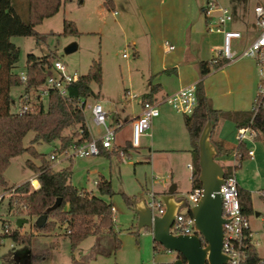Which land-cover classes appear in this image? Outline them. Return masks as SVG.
<instances>
[{
	"label": "rangeland",
	"instance_id": "374dc122",
	"mask_svg": "<svg viewBox=\"0 0 264 264\" xmlns=\"http://www.w3.org/2000/svg\"><path fill=\"white\" fill-rule=\"evenodd\" d=\"M221 5L230 9L232 21L227 25L229 29L240 30L242 38L234 40V48L242 52L257 38L260 27L257 22L255 8L263 0H219ZM114 7H107L105 0H70L63 3L60 11L50 18H46L36 26L39 33L47 34L45 41H37L32 36H13L12 42L21 49L20 58L14 72L26 70L29 54L42 57L53 54L56 59L64 62L70 73L77 72L84 75L88 72L94 59L102 63L103 85L92 83L96 96L88 97L89 103L102 101L105 110L110 106L112 116L131 118L138 112L139 101L149 89L148 82L152 81V74L163 62L179 61L185 53L186 63L195 61L200 77L202 60H216L215 51L222 46V33L211 32L206 26L205 16L200 6L196 4L187 18L179 22L180 29L176 34L162 30L157 35L156 23L152 21V11H148L141 0H114ZM204 10V9H203ZM22 15H27L26 8ZM68 19L77 24L79 35H64V21ZM194 24L190 41L185 40L188 28ZM182 29V30H181ZM154 39V40H153ZM174 44L176 49L165 52V41ZM154 41L159 66L154 65L151 42ZM136 42L137 45L134 43ZM76 45V49L67 52V49ZM136 51L140 54L136 56ZM126 54V55H125ZM191 59V60H190ZM180 62V61H179ZM182 64V63H181ZM184 65V64H183ZM185 66V65H184ZM210 75L204 76V85L207 96L212 105L222 110L252 109L260 80L257 66L249 67L246 58L235 60L226 69L218 70L211 67ZM172 85L177 84L175 74H165ZM171 77V78H169ZM194 75H191V79ZM130 91L128 93L127 91ZM24 89L13 87L11 94L15 99L12 111L17 112ZM47 105V98L43 99ZM112 102V103H111ZM161 116L152 121L149 133L152 137H142V146L145 139H154L160 149L150 152L148 147L130 149L127 157L121 153L92 155L88 157L67 158L65 153L56 152L59 142L36 144L42 157H34L28 152L11 159L10 165L4 172L5 180L9 185H19L36 175L27 165L32 160L36 165L43 163V158L52 163L54 169L61 170L73 160V174L71 184L79 189L94 192L95 195L111 201L116 208L115 231L121 240V248L115 252V243L111 235L92 236L84 240L73 252L70 238L67 235L66 224L57 220L52 231L37 230L38 217H25L27 221L20 228L22 233H34L31 245L16 244L10 237H5L0 243V264H173L178 256L177 252L159 247L154 249V235L150 229H139L137 215L130 206L132 200L140 201L146 198L147 189H154L153 181L163 179L164 183L172 182L169 178L174 172V180L179 183V195H187L192 188L191 171L188 168L190 154L176 151L182 146H192L186 127L184 115L176 112L169 104L160 105ZM86 121L90 123L94 135H100L103 127L93 121L89 109L85 111ZM111 116V117H112ZM67 130L66 133H69ZM237 129H229L228 137L232 144H238ZM36 135L29 131L24 137L25 147L30 146ZM123 137V134H120ZM246 148H254L256 159L247 157L241 161L242 167L237 168L236 175L240 186L252 193L254 213L250 216L254 238L260 255L264 257V136L258 135L257 140L245 142ZM175 149V150H174ZM113 150V149H109ZM235 152V151H234ZM233 152V154H234ZM56 154L54 160L51 155ZM130 154V155H129ZM232 153L217 156L216 160L229 172L233 171ZM102 178L111 180L114 195L100 194L95 181ZM173 181L171 185L176 184ZM5 198L0 203V215L5 219L10 230L16 228L21 216L14 211L9 212L8 201L10 192L1 189ZM130 197L128 204L123 196ZM186 212L187 209L183 208ZM259 212L260 215H256ZM57 219V218H56ZM2 221H0V231Z\"/></svg>",
	"mask_w": 264,
	"mask_h": 264
},
{
	"label": "trees",
	"instance_id": "16d2710c",
	"mask_svg": "<svg viewBox=\"0 0 264 264\" xmlns=\"http://www.w3.org/2000/svg\"><path fill=\"white\" fill-rule=\"evenodd\" d=\"M70 0H0V190H11L14 194L8 201L9 212L14 211L21 218L39 217L48 214V220L43 226L36 225L37 230L52 231L57 220L66 224L67 235L70 238L71 248L74 252L80 244L91 236L111 235L115 243V252L121 248V240L115 231L113 203L97 196L92 191L79 189L71 184L73 174V160L61 169H54L50 161L43 158L42 165H36L32 160L27 165L38 174L41 188L31 190L29 181L19 185H9L5 180L4 172L10 165L11 159L17 155L28 152L34 157H42L37 150L36 144L59 142L56 152H64L73 144L89 141L92 138L88 128L84 110L78 106L79 98L96 96L92 89V83H97L100 88L103 85L102 63L94 59L88 72L81 75L80 79L69 86V96L62 97L52 90L47 98V105L40 100L33 112L19 113L12 111L15 101L11 94L13 87H22L25 91L38 88L46 82L47 69L56 59L53 54L39 57L29 54L26 62L27 80L24 82L21 75L14 72V67L19 61L21 49L15 45L13 36H32L37 41H45L47 34L39 33L36 26L46 18H50L60 11L63 3ZM264 2V0H263ZM107 7H114L113 0H105ZM27 10V15H22V10ZM64 35H79L80 32L74 21H64ZM230 61L219 57L218 61L201 62V75L206 76L211 72V66L218 69ZM165 72H169L166 69ZM158 86H153L150 93L144 95L143 103L155 102L154 94ZM197 103L191 114H184L185 126L192 142L193 171L192 188L202 187L199 181V147L198 141L206 126L211 120L216 125L219 120H231L236 127L250 126L257 132L259 137L264 136V98L257 112L250 110H221L215 109L211 99L205 91L204 80L196 84ZM70 130L69 133H66ZM29 131H35L36 135L30 146L25 147L23 140ZM99 154L110 156L112 153L119 154L124 150L128 152L133 148L131 141L124 146L115 147L113 150L105 148L99 143ZM218 156L223 152H229L217 145ZM247 151L246 145H238L234 150ZM240 168V167H236ZM98 190L102 195L112 197L114 195L112 182L106 178L98 181ZM126 202L130 204V197L123 194ZM239 196L242 211L251 216L254 213L252 193L244 187H239ZM61 198V204L52 210L51 206ZM192 215L191 213H189ZM57 218V219H56ZM2 229L0 231V243L5 237H10L16 244L31 245L34 233H22L16 227L9 232H4L5 219L0 215ZM161 244L155 242L154 249L157 251ZM247 264H264V257L260 255L257 247L249 245Z\"/></svg>",
	"mask_w": 264,
	"mask_h": 264
},
{
	"label": "built area",
	"instance_id": "2783aa9c",
	"mask_svg": "<svg viewBox=\"0 0 264 264\" xmlns=\"http://www.w3.org/2000/svg\"><path fill=\"white\" fill-rule=\"evenodd\" d=\"M203 9L204 14L209 19L208 29L211 32L214 31L223 34L222 46L215 51L216 53L214 56L216 60H214V62L211 61V64L214 65L219 57H224L229 61H235L240 58H252L256 62L260 80L257 85V93L252 109L257 112L264 98V2L258 4L255 8L257 22L260 27L259 35L242 52L238 51L233 46L234 40L242 38V32L227 28V25L233 19L230 9L221 5L218 0H206ZM169 49H174V46L169 45ZM20 75L21 79L25 82L27 80L26 73L21 72ZM80 77L81 75L77 72L70 73L62 60L58 58L55 59L52 66L47 69L46 82L38 88H33L28 91L24 90L23 94L20 96L21 103L17 112L26 113L35 111L37 103L44 98H48L52 90L56 91L62 97H68L70 93L69 86L76 83ZM162 103L169 104L179 113L191 114L197 103L196 85L182 87L167 97L155 102H144L140 115L132 122L131 143L133 147H140L142 137L150 134L149 130L153 119L161 115L160 105ZM77 104L84 112L86 109H89L92 113L94 123L99 127H103V130L99 138L92 136L89 141L73 144L69 149L64 151L66 157L75 158L98 155L100 152L99 143H102L107 149H114L117 147V130L122 127V125L120 123L117 126L109 124L108 112L105 110L103 103L100 100L89 103L87 99L79 98ZM258 135L259 132L250 126L237 128L236 136L239 141L237 146L245 144L247 140H257ZM120 153L122 157L128 156V153L124 150L120 151ZM244 155L245 153L240 149L235 150L233 171L229 172L225 170V182L221 186L223 217L226 219V222L223 224L224 241L222 251L229 257L226 264H247V249L249 245L257 247L250 216L242 211L239 196L240 184L236 175V167H241V161L244 159ZM247 157L251 160H255L256 151L254 148L247 149ZM55 158L56 154H52L51 159L54 160ZM191 168L193 167L191 166ZM28 181L31 190H38L41 188L38 174L30 177ZM95 183L98 184V181H95ZM7 192H10L12 196L14 194V188ZM260 194L264 197V191ZM202 195L203 188L197 187L187 195L181 197V199H185L186 206L179 209L171 227L172 233L176 235L196 233L195 220L194 217L189 214V209L191 206L198 203ZM4 198L5 194H0V203ZM147 203L153 210L154 215L161 216L166 210L160 196H156L154 193H151L147 198ZM183 208H186L187 211L184 212ZM113 210L115 213L116 208L113 207ZM9 231L10 228L5 224L4 232Z\"/></svg>",
	"mask_w": 264,
	"mask_h": 264
},
{
	"label": "water",
	"instance_id": "95a60500",
	"mask_svg": "<svg viewBox=\"0 0 264 264\" xmlns=\"http://www.w3.org/2000/svg\"><path fill=\"white\" fill-rule=\"evenodd\" d=\"M75 49L76 45H73L67 49V52L70 53ZM213 129L214 125L209 120L198 141L199 181L202 184L203 195L198 203L189 209L195 220L196 233L176 235L171 232L179 209L186 206L185 199L176 195V184L160 195L166 208L161 216L153 214L146 198L140 201L134 199L130 206L137 215L139 229H150L155 242L168 251L178 253L173 264H226L229 258L222 251L223 224L226 219L223 217L221 186L225 182L226 171L216 160L217 151L211 139ZM61 200L58 198L49 210L57 208ZM47 220L48 214H43L38 217L37 225L43 226ZM26 221L25 218H19L16 226L22 228Z\"/></svg>",
	"mask_w": 264,
	"mask_h": 264
},
{
	"label": "crops",
	"instance_id": "0c3cea01",
	"mask_svg": "<svg viewBox=\"0 0 264 264\" xmlns=\"http://www.w3.org/2000/svg\"><path fill=\"white\" fill-rule=\"evenodd\" d=\"M205 1L206 0H141L142 5L148 11H152V13H153L152 14V21L154 23H156V27L158 29L156 33L159 36H160L162 30L172 32L173 33L172 35L176 34V31L178 32V30H180V29L177 30V28L179 27V22L180 21L182 22L184 19L187 18V15L191 12L192 8L194 9V7L196 6L195 3H197L200 6L202 13L204 14L203 7L205 4ZM219 3H221V2L219 1ZM114 5H115V2H114ZM204 16H205L206 26L208 28L209 19L206 17L205 14H204ZM193 26H194V24L192 23L187 30L188 33L185 36V40L187 42L190 41V39L192 37V33H193V29H194ZM234 30H237V29H234ZM242 36H243V34H242ZM167 42H168V40L165 41V52L170 53L172 50H175L176 47L174 44H170L169 42L167 44ZM134 43L137 45L136 42H134ZM221 43H222V39H221ZM250 43L251 42H249L248 45ZM155 44L156 43L154 41L151 42V47L153 50L152 58L154 61V65L159 66V61H158V57H157V53H156V49H155V47H156ZM169 45H173L174 49H169ZM139 54H140V52L136 51V56H138ZM186 57H187V55L185 56V53H184L183 56L179 60L180 62L175 61V60L163 62L161 67L159 66V68L158 67L156 68L155 72H153L152 77H151L152 81L148 82L149 89L147 90V92H145L143 94L141 100L139 101L138 112L136 114H134L131 118L125 119L122 116H118V117L116 115L112 116L111 107L109 106L107 108L106 111L108 112L109 124L112 126H117L120 123L122 125V127H120L117 130V140H116L117 147L118 146H124L128 141H131L132 122L140 115V113L142 111V106H143V97H144V95L151 92L153 86H158L157 92L154 94L156 101H158V100H161V99L167 97L168 95L174 93L175 91L179 90L182 87H188V86L196 85L198 81H200L201 79L204 78V77H202V75H200V77H198L197 71H199V69L195 64L194 59H193V61L190 59L191 63L189 61V64H187L186 63V61H187ZM236 60H239V59H236ZM246 60L248 61L249 67H250V65H251V67H253L254 65L257 66L256 62L252 58H246ZM202 61H210V60H202ZM232 62H235V61H230L228 64L218 68V70L226 69V67L231 65ZM200 68H201V63H200ZM166 69H169V72H165ZM170 73L175 74V78H177V80H178L176 85H172L169 80L167 82L166 78H168V77H165L164 80H162V81L160 80L165 74H170ZM192 74L194 75L193 79H191ZM208 75H210V74H208ZM169 78H171V77H169ZM205 86H206V84H205ZM206 88L207 87H205V89ZM127 92L130 93L129 90ZM253 103H254V101H253ZM252 106H253V104H252ZM214 108L219 109L216 107H214ZM234 110H237V109H234ZM248 110H250V109H248ZM159 117H157V118H159ZM157 118H155V119H157ZM87 125H88V128H89L92 136H95L97 138H99L101 136V131H100V135H98V136L94 135L92 128L90 126V123L88 121H87ZM184 126H185V122H184ZM231 126H233L235 129H237L236 124L233 121L226 120V119H221V120H219V122L216 125H214V129L212 132L211 139H212L213 144L215 145V148L217 151V156L219 154L218 149H217V145L222 146L223 149L229 150V152H224V153L222 152L219 156H223V155L230 154V153L233 154V152L235 151L234 148H236L237 145L230 143L229 137H228V132H229V129L231 128ZM120 134H123L122 138L120 137ZM144 137H152V134H149V135L144 136ZM140 147H148L150 149V152H155V150L156 151L157 150H165V149L158 148L154 139H151L150 141L148 139H145V143L143 144V146L141 144ZM140 147H138V148H140ZM182 147L183 148H177L176 151L185 152L187 154H190V158H189L190 160L188 161V168L191 171V176H190L191 179L190 180H191V184H192V171H193V168H191V166L193 165L192 164L193 163V155L191 152L192 146L190 148H188V146H186V145L182 146ZM132 149H137V148L133 147ZM255 159H256V157H255ZM252 161H254V160H252ZM234 163H235V160H233L232 165ZM241 167H242V165H241ZM169 178L172 181V182H170V184L164 183L163 179H161V180L155 179L153 181L154 182L153 183L154 189H152L151 192L154 193V195H156V196H160L162 193H165L172 186L171 183H173V181H177L176 182V185H177L176 195H177V197L181 198L183 195H179V193H178L179 192V183H178V180H174V172H171V174L169 175ZM149 191H150V189L149 190L147 189V191L145 192L147 194L146 199L151 194ZM114 221L116 224L115 216H114Z\"/></svg>",
	"mask_w": 264,
	"mask_h": 264
}]
</instances>
